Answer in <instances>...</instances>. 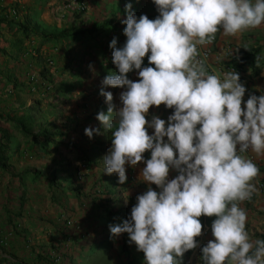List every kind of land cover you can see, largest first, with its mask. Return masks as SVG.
<instances>
[{
	"label": "crops",
	"instance_id": "1",
	"mask_svg": "<svg viewBox=\"0 0 264 264\" xmlns=\"http://www.w3.org/2000/svg\"><path fill=\"white\" fill-rule=\"evenodd\" d=\"M65 1L0 0V128L14 132L9 117L18 118L21 112L16 110L33 103L38 122L32 129L35 138L14 132L8 157L0 161V264H145L144 254L129 243L127 233L110 238L109 225L129 219L137 196L149 187L161 191L140 176L151 152L146 151L136 166L126 163L124 184L119 183L117 173L109 175L104 170V157L112 143L97 119L99 113L107 114L109 106L101 89L112 93L114 111L122 107L120 95L127 89L102 83L107 75L118 74L112 56L108 61L104 55L109 35L76 32L105 22L114 0H85L82 12L67 8ZM135 1L147 3L144 13H159L154 0ZM11 7L16 13L10 12ZM125 27L119 26L123 31ZM70 28L74 33L68 37L44 36ZM126 40L125 36L117 47L122 48ZM255 50V59L264 58V24L235 37L224 36L221 30L205 64L207 71L222 74L230 59ZM148 55L142 68L154 67ZM261 63L257 74L243 67L242 85L264 95ZM138 71L128 73V78L138 82ZM249 97L244 95L242 107L246 108ZM173 114L174 108L162 104L150 107L146 119L150 123L159 117L167 126ZM86 128L99 129L101 134L94 132L89 138ZM39 130L52 135L49 141L43 142ZM148 134L153 135L154 129L148 128ZM254 156L264 165V156ZM176 177V169L171 168L168 180ZM262 180L259 175L253 181L256 191L240 204L247 213L246 230L252 241L264 236ZM209 218L200 217L203 234L182 262L204 264L202 248L214 240L215 217Z\"/></svg>",
	"mask_w": 264,
	"mask_h": 264
},
{
	"label": "clouds",
	"instance_id": "2",
	"mask_svg": "<svg viewBox=\"0 0 264 264\" xmlns=\"http://www.w3.org/2000/svg\"><path fill=\"white\" fill-rule=\"evenodd\" d=\"M154 4L159 12L154 20L137 18L132 5H126L127 18L121 21L126 43L118 48L114 38L109 45L118 74L107 75L102 83L127 90L120 95L122 107L114 111L112 93L102 88L109 106L97 119L112 136L104 157L106 173H117L124 184L126 163L136 166L150 151L140 176L161 191L149 187L138 195L130 218L109 225L110 238L127 233L129 243L144 254L145 264H182L184 254L198 246L196 238L203 234L200 217H215L214 240L202 248L204 264H264V240L250 239L247 213L240 207L251 199L256 191L253 181L264 172L244 155L251 150L264 156V95L246 96L247 87L235 71L209 74L198 51L221 30L235 37L264 24V0ZM148 53L154 67L142 68ZM133 70H139L138 82L128 78ZM244 95L249 97L246 108ZM162 104L174 108L167 126L155 116L149 123L150 107ZM148 128L154 129L153 135ZM94 132L101 134L99 129H85L89 138ZM171 168L179 174L169 181Z\"/></svg>",
	"mask_w": 264,
	"mask_h": 264
},
{
	"label": "rangeland",
	"instance_id": "3",
	"mask_svg": "<svg viewBox=\"0 0 264 264\" xmlns=\"http://www.w3.org/2000/svg\"><path fill=\"white\" fill-rule=\"evenodd\" d=\"M110 2V1H108ZM122 4V6H120V4ZM127 4H131L132 5V11L135 13V15L137 16V18H139L141 15H146L149 19L154 20L155 18H157L159 16V13L157 12H152L151 10H149V12L144 13L143 10V5L144 7L147 6V3L144 2L143 5L141 3L136 2L135 0H114L111 3V6L108 8V16H107V21L109 23L103 22V23H99L97 24L95 27H101V30L97 33H92L91 35L93 36H98L100 37V34H103L104 37H108L107 35H109L108 40H106V44H108V46L106 47V53L104 55H108V61L109 58H111V53L113 52V49L109 47L111 41L115 38L117 42H122V40L124 39L125 35H123L124 31L122 29L119 28L120 25H124L123 23H121V20H125L127 18V12L125 11L126 9V5ZM152 5V4H151ZM149 14V15H147ZM95 27L92 28H82L79 29L78 31L76 30V32H82L84 34L87 33L88 30L90 29H94ZM67 29V28H66ZM63 33H55L54 31L48 32L47 34H45L44 36H46L47 39H52L54 37H60L62 36H71L74 32H72V30H74L73 28H70V30H66ZM92 31V30H91ZM89 33V32H88ZM27 34H31V31L28 29L27 30ZM56 35V36H54ZM118 44H116L117 47ZM121 47V46H120ZM256 51V50H255ZM261 62H264V58H258V61L256 59V63L258 65V67H261ZM116 68V66H114ZM36 105V103H35ZM25 107V106H24ZM22 108V107H21ZM35 110L32 109L31 115H32V121H33V130L36 129V126L38 125L37 122V117L35 116ZM20 116L19 117H23V111L20 110ZM23 112V113H22ZM18 115V114H16ZM17 132V131H14ZM14 132H10L12 138H14ZM11 147V145H10Z\"/></svg>",
	"mask_w": 264,
	"mask_h": 264
},
{
	"label": "trees",
	"instance_id": "4",
	"mask_svg": "<svg viewBox=\"0 0 264 264\" xmlns=\"http://www.w3.org/2000/svg\"><path fill=\"white\" fill-rule=\"evenodd\" d=\"M153 18V17H152ZM151 18V19H152ZM110 22V21H109ZM107 20L105 22L109 23ZM92 30V31H91ZM101 30V27H95L94 29H90L87 31L88 34H92V33H97ZM84 34V33H82ZM56 36V35H54ZM62 36V35H61ZM257 51L251 53V54H246L244 56L241 57H234L231 59L232 63H236L239 66L245 67L248 66L249 70H253V74H257L258 70L260 67H258L257 63H256V59H255V53ZM31 106L35 107V103L31 104L30 106H25L22 107L21 109H17L16 111H23V117H18V118H14V117H9V120L12 121V128L14 131L17 132H21V135L23 137L26 136H32L33 138H35L36 135L32 134V115L30 112H32ZM38 136H42L44 141L43 142H47L50 139V136H52L51 134H49L46 130H39L38 131ZM107 135L111 136L110 133H108ZM11 141H12V136L10 134L9 129H1L0 128V161L5 160L8 157V153L10 150V145H11ZM111 141H112V136H111ZM210 218L207 217V221H209ZM261 240H264V236L261 238ZM190 251V250H189ZM188 251V252H189ZM182 264H187L186 262H182Z\"/></svg>",
	"mask_w": 264,
	"mask_h": 264
},
{
	"label": "built area",
	"instance_id": "5",
	"mask_svg": "<svg viewBox=\"0 0 264 264\" xmlns=\"http://www.w3.org/2000/svg\"><path fill=\"white\" fill-rule=\"evenodd\" d=\"M65 6L67 8L76 9V10L82 12L85 9V0H67ZM10 12L11 13H16V8L15 7H11L10 8ZM214 41L211 44H208V45H205V46H198L199 58L202 59L205 62V64L207 62V59L210 56L212 44L214 43ZM48 62L50 64L53 63L52 60H49ZM226 69H227V71H235V72H237L239 74V76H240V82L242 83V80L245 77V75H244V69L241 66H238L236 64H230V65H228L226 67ZM33 88H35L34 85L31 87V89H33ZM245 95L246 96L256 95L258 97L261 96L260 93H255L250 88H246ZM244 155H246L247 158L251 159L257 165V167H258V165H260L259 167H261V168L264 167V165L262 163L258 162V160L255 158V156H254V154H253V152L251 150H249L248 152L244 153ZM176 173H177V175L179 174L177 170H176ZM259 175L260 176H264V172L260 171ZM259 187H260V189L264 188V180L259 181Z\"/></svg>",
	"mask_w": 264,
	"mask_h": 264
}]
</instances>
